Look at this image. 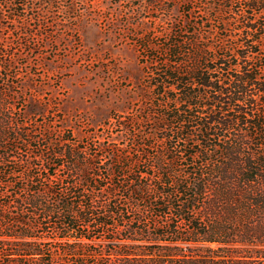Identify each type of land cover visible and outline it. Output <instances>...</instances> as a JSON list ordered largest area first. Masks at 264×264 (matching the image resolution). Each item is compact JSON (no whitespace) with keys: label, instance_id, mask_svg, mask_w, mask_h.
I'll return each instance as SVG.
<instances>
[{"label":"rangeland","instance_id":"rangeland-1","mask_svg":"<svg viewBox=\"0 0 264 264\" xmlns=\"http://www.w3.org/2000/svg\"><path fill=\"white\" fill-rule=\"evenodd\" d=\"M55 1L27 0L24 13V6L0 0V264H80L76 255L86 258L83 264H120L118 253L144 244V231H180L182 236H162L156 247L199 252L203 245L187 241L189 224L177 211L152 205L164 202L161 192L173 190L164 189L163 178L188 181L192 168L181 152H174L179 159L173 167L159 141L144 142L139 131L149 128L141 122L143 113L158 112L149 110L158 97L152 85L160 80L154 75L172 59V45L185 51L208 42L248 54L244 45L251 41L244 29L255 25L259 33L251 35L261 43L254 44L251 64L264 66V10L255 12L249 0ZM41 14L44 26L38 29ZM52 133L76 145L79 157L101 165L91 171L87 186L80 185L85 171L51 155ZM6 151L11 163L3 165ZM42 154L61 166L47 170L49 163L38 158ZM114 165L115 171H109ZM146 172L152 176L144 181L152 188L144 195L133 192L132 180ZM113 188L118 193V200L111 199L115 214L106 219L111 226H101L96 217L106 211L102 193ZM38 191H47L42 206L19 204ZM61 200L75 203L79 213L91 205L86 213L94 214L79 219L71 241L64 237L59 213L50 217L44 211L47 205L58 211ZM26 225L35 238H20ZM31 247L49 255V261H39Z\"/></svg>","mask_w":264,"mask_h":264},{"label":"trees","instance_id":"trees-1","mask_svg":"<svg viewBox=\"0 0 264 264\" xmlns=\"http://www.w3.org/2000/svg\"><path fill=\"white\" fill-rule=\"evenodd\" d=\"M2 1L11 6H24V13L27 12V0ZM31 1L36 3L40 0ZM249 2L255 12H263V8L258 9L262 0ZM68 9L74 11V7ZM15 16L21 17L19 13ZM42 18V14L37 17L41 23L38 29L44 26ZM251 22L255 20L251 19ZM254 26L244 29L251 41L250 46L244 45L245 50H250L248 54H241L236 46L215 47L208 42L200 44L197 49L185 51L179 49L181 45H172L168 50L172 59L154 75V79L160 80L152 85L158 97L150 104L149 110L158 112L145 110L141 121L149 128L139 131L144 142L150 139L159 141L163 152L167 157L171 156L173 167L179 159L173 156L174 152H181L184 160L190 162L188 167L192 168L188 181L168 182L163 178L164 189L170 187L173 190L161 192L164 202L152 205L177 211L182 222L189 224L187 241L203 246L199 252L193 249L189 253H183L178 247L159 249L156 245L162 236H182L183 233L149 235L148 231H144L142 235H148L144 244L118 253L120 264H264V104H260L264 97V66L254 67L251 64L252 54L257 53L253 51L254 44L261 43L260 38L255 39L251 35L259 33L258 27ZM244 30L241 32L244 33ZM242 60L245 61L243 65L240 63ZM3 64L6 69L11 67L8 60ZM235 71L237 75H234ZM53 135L50 137L54 148L51 155L56 159H69L71 167L85 171L80 185L87 186L92 182L88 177L91 171L100 170L101 165L79 157L76 145H66L64 140L54 139ZM62 147L64 149L59 150ZM199 147L201 150H197ZM9 154L6 151L1 156L3 165L11 163L7 157ZM38 158L49 163L46 168L49 171L61 166L56 161H48L44 154ZM198 159L205 160L198 163ZM22 162L33 166V161L29 159ZM114 166H110L109 171H115ZM150 176L152 174L146 172L132 180L135 185L133 192L144 195L151 187L144 179ZM166 176L167 173H164ZM96 182L100 181L96 179ZM36 194L38 196L29 197L19 204L34 208L42 206L41 201L47 191ZM102 194V198L106 199L103 205L106 211L96 218L101 226H111L106 219L115 214L111 199L118 200V193L113 188ZM115 204L121 205L118 202ZM90 206L79 213L75 210V203L61 200L58 211L51 205L45 206L44 211L50 217L59 213L64 220V237L71 241L78 235L76 224L79 219L87 220L94 216L91 212L86 213V210L92 209ZM174 226L169 223L171 229ZM25 227L20 238H35L30 233L32 227ZM83 237L85 235L80 236ZM29 249L39 261H49V255L42 250ZM76 256L80 264L86 260L83 255Z\"/></svg>","mask_w":264,"mask_h":264}]
</instances>
